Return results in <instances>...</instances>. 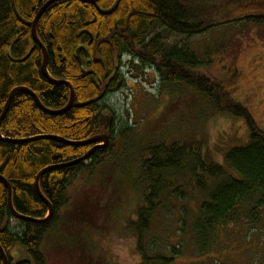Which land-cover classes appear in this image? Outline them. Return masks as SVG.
I'll return each mask as SVG.
<instances>
[{"label":"trees","instance_id":"trees-1","mask_svg":"<svg viewBox=\"0 0 264 264\" xmlns=\"http://www.w3.org/2000/svg\"><path fill=\"white\" fill-rule=\"evenodd\" d=\"M47 1L0 0V115L11 91L18 86L35 91L51 109L62 108L69 101V87L44 74V52L32 33L33 20ZM115 1L56 0L38 21L37 34L48 52V73L72 84L75 103L67 112L51 115L41 110L32 96L17 92L2 123L3 137L56 134L83 140L107 133L110 142L86 161L48 171L41 177V190L54 208L45 222L17 219L8 206V189L0 180V244L9 264L47 263L41 246L58 223L66 225L63 209L71 203L70 187L74 180L81 173L93 176L96 168L116 155L119 142L129 135L132 129L127 126L115 137L114 124L104 127L100 115L111 109L102 104L103 99L126 85L122 69L130 64L152 67L165 83L187 85L212 103L214 113L237 117L248 130L247 142L226 150L222 163L196 154V148L202 150L199 142H164L142 151L140 180L145 185L144 197L135 219L129 222L141 258L138 264H175L181 256V245H173L168 239L163 249L159 239L151 235L152 219L162 209L161 197L171 189L180 199L186 198L181 183L176 182L180 177H189L193 189L204 195L192 224L201 253L213 246L219 229L239 221L240 211L249 222L260 221L264 211V128L245 104L232 98L217 78L205 72L210 61L187 46L168 49L162 33L153 34L161 26L188 37L207 32L213 20L203 17L204 6L199 0L195 1L200 9L192 0H121L110 14L97 9L106 11ZM246 19L260 23L264 15L248 14ZM93 146L46 138L24 143L0 139V174L12 186L16 211L36 219L45 218L49 207L36 190L37 174L49 165L77 159ZM181 220L182 231L187 222L186 209ZM68 224L77 223H67V227ZM18 245L26 258L16 259L13 255Z\"/></svg>","mask_w":264,"mask_h":264},{"label":"rangeland","instance_id":"rangeland-1","mask_svg":"<svg viewBox=\"0 0 264 264\" xmlns=\"http://www.w3.org/2000/svg\"><path fill=\"white\" fill-rule=\"evenodd\" d=\"M199 1L205 9L203 17L213 20L207 32L188 37L161 26L153 34L161 32L168 49L187 46L210 61L205 72L245 104L264 128V19L260 23L246 19L248 14L264 15V0ZM122 71L126 85L103 99L102 104L111 109L100 118L114 116L115 137L124 127L132 130L119 142L116 155L96 168L93 176L81 173L74 180L71 203L63 209L66 225L58 223L41 246L46 264H138L141 258L129 222L144 197L142 151L164 142H199L202 150L196 148V154L222 163L226 150L248 140L243 120L214 113L212 103L187 85L165 83L149 66L130 64ZM176 182L186 198L170 189L161 197L162 209L151 227L161 248L168 239L181 245L175 264H264V211L258 223L249 222L240 211L239 221L219 229L213 246L201 253L192 224L204 195L193 189L189 177ZM185 209L187 222L181 231ZM71 222L77 224L67 227ZM13 255L26 258L19 245Z\"/></svg>","mask_w":264,"mask_h":264},{"label":"water","instance_id":"water-1","mask_svg":"<svg viewBox=\"0 0 264 264\" xmlns=\"http://www.w3.org/2000/svg\"><path fill=\"white\" fill-rule=\"evenodd\" d=\"M56 0H48L46 3H44V5L39 9L38 13L36 14L33 23H32V33H33V37L36 41L37 44H39L44 52V59H43V64H42V70L44 72V74L46 75V77H48L51 81L55 82V83H61V84H65L69 87L70 89V98L68 103L59 109H51L48 108L46 105H44V103L41 101V99L39 98V96L37 95V93L35 91H33L32 89L26 87V86H18L15 87L10 95L9 98L6 101V104L3 108V111L0 115V139L5 140V141H9L12 143H24V142H30V141H35L38 139H52V140H56L58 142H62V143H66V144H70V145H76V146H85V145H92L94 144V146L88 151L86 152L84 155H82L81 157L71 160V161H67L64 163H59V164H53V165H49L45 168H43L36 176L35 179V186H36V190L39 194V196L41 197V199L48 205L49 207V213L48 215L43 218V219H36V218H32L26 215H23L21 213H19L18 211H16V209L14 208L13 205V190H12V186L10 184V182L8 181V179L6 177H4L3 175L0 174V180L6 185L7 189H8V206L12 212V214L18 218V219H22V220H29V221H37V222H45L47 220H49L53 214L54 208L52 203L48 200V198L44 195L43 191L41 190L40 187V179L41 177L48 171L54 170V169H58V168H66V167H70L73 165H76L80 162L86 161L87 159H89L95 152L97 149L101 148V147H105L109 144L110 142V136L107 133H100L98 135H95L93 137H90L88 139H83V140H71V139H67L63 136L60 135H56V134H40V135H36V136H32V137H27V138H19V139H15V138H5L2 135V131H1V127H2V123L3 120L6 117V114L9 111L11 102L14 98V95L17 92H25L27 94H29L30 96L33 97V99L35 100L36 104L38 105V107L43 110L44 112L51 114V115H58V114H63L65 112H67L75 103V91L74 88L72 86V84L69 81L66 80H58V79H54L50 76V74L48 73V54L46 51L45 46L42 44V42L40 41L38 34H37V25H38V21L41 18V16L43 15V13L45 12V10L47 9V7L53 3ZM83 1H87L89 3H96L98 0H83ZM121 0H116L114 5L104 11L101 10L99 7H97V9L100 11V13L102 14H110L112 12H114L117 8V6L119 5V2ZM78 53V59L80 60V62L82 63V58L79 55L80 53V49L77 50ZM111 116L110 115H103L100 118V124L102 125H106L108 123V121H111ZM0 255L2 257V261L3 264H9V259L7 256V253L5 252L4 248L2 247V245L0 244Z\"/></svg>","mask_w":264,"mask_h":264},{"label":"flooded vegetation","instance_id":"flooded-vegetation-1","mask_svg":"<svg viewBox=\"0 0 264 264\" xmlns=\"http://www.w3.org/2000/svg\"><path fill=\"white\" fill-rule=\"evenodd\" d=\"M44 46H45V45H44ZM40 47H41V46H40ZM41 48H42V47H41ZM45 48H46V47H45ZM42 50H43V49H42ZM46 51H47V49H46ZM47 54H48V52H47ZM79 55H80V53H79ZM87 56H89V54H88V53H87ZM102 112H108V113H109L110 111H108V110H105V111H102ZM102 112H101V113H102ZM111 115H112V114H111ZM113 122H114V116H113V118H112V121H110V122H109V123H107V124L109 125V124H111V123H113Z\"/></svg>","mask_w":264,"mask_h":264},{"label":"bare ground","instance_id":"bare-ground-1","mask_svg":"<svg viewBox=\"0 0 264 264\" xmlns=\"http://www.w3.org/2000/svg\"><path fill=\"white\" fill-rule=\"evenodd\" d=\"M18 219V218H17Z\"/></svg>","mask_w":264,"mask_h":264}]
</instances>
